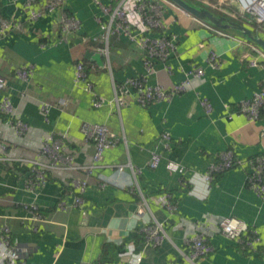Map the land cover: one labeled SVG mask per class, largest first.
I'll list each match as a JSON object with an SVG mask.
<instances>
[{
    "label": "crops",
    "instance_id": "crops-1",
    "mask_svg": "<svg viewBox=\"0 0 264 264\" xmlns=\"http://www.w3.org/2000/svg\"><path fill=\"white\" fill-rule=\"evenodd\" d=\"M100 1L115 6L121 0ZM138 1L126 0L124 4L135 34L143 29L135 7ZM199 1L215 16L224 18L228 27L218 28L227 35L168 6L166 29L161 35L176 38L178 54L169 61L170 71L157 62V72L150 75L149 82L168 88L186 79L196 67L203 68L204 75L192 74L189 89L170 102L141 106L130 100L118 110L112 101L114 84L146 73L144 52L124 34H110L106 46L105 30L98 20L106 22L107 16L97 0H68L64 10L48 11L35 21L28 19L25 0H0V18L21 21L26 29L0 35V75L7 79L17 116L30 126L26 135L19 136L0 113V130L11 159H0V229L5 224L11 228L14 242L29 262L118 264L132 248L142 252L141 264H192L183 255L189 252L186 240L199 229L209 228L206 236L215 250L199 264H264V199L249 184L248 172L231 168L216 173L209 187L202 178L225 150L240 158L264 152V117L250 121L237 107L239 101L260 89L264 78L261 66H250L257 55L255 48L263 52L264 48L238 26L263 39L264 28L241 20L235 2ZM62 11L81 20L80 30L65 39L58 25ZM212 50L222 55L221 68L207 62ZM89 51L100 53L104 64L89 58ZM78 60L86 63L94 92L105 100L99 108L92 105L93 93L74 81ZM30 64L34 74L23 81L15 70ZM203 98L213 105L211 116L201 104ZM61 100L68 102L65 108ZM43 101L52 104L49 121L39 108ZM85 123L105 124L121 139L104 152L102 166L91 175L82 170H52L44 184L34 182L27 160L36 158L50 134H67L66 149L76 155L77 162H92L95 145L86 140L82 130ZM165 131L171 134L169 148L161 142ZM154 150L163 155L155 169L148 165ZM170 160L178 162L181 170H168L165 165ZM128 163L136 173L126 166ZM119 165L123 166L120 171ZM73 176L88 180L82 207L73 204ZM139 190L149 203L144 214L138 213ZM166 194H171L177 204L173 212L161 206ZM62 201L66 209L60 207ZM26 205L38 207L37 219ZM225 217L239 218L259 231L261 241L255 251L220 233ZM154 218L169 234L159 247L145 245L142 233Z\"/></svg>",
    "mask_w": 264,
    "mask_h": 264
},
{
    "label": "built area",
    "instance_id": "built-area-1",
    "mask_svg": "<svg viewBox=\"0 0 264 264\" xmlns=\"http://www.w3.org/2000/svg\"><path fill=\"white\" fill-rule=\"evenodd\" d=\"M68 0H25L24 6L28 10V19L35 21L46 12L64 10ZM125 1L121 0L117 5H105L100 0L97 3L101 6L104 15L107 16V21L102 22L101 19L98 22L105 30L103 36L106 46L110 34H124L129 37L133 42H136L141 46L144 52L143 63L145 65L146 73L141 76L129 77L120 84H114V98L113 102L117 106L118 110L130 100L136 101L141 106H148L153 102L166 101L170 102L172 99L181 93L186 92L192 84L191 75L194 77H201L204 75V69L196 67L193 71L187 74L186 79L173 84L171 87H164L163 85L151 84L149 82L150 75L155 74L156 63L162 62L167 70H171L169 61L171 58L178 54L177 44L175 37H169L167 35H153L154 30L166 29L164 24V15L168 6H174L192 16L200 24L215 31L218 34L226 36L227 34L218 29L217 27L199 19L192 15L180 6L175 4L171 0H139L136 3L137 13L139 14V21L143 29L141 33L135 34L132 30V23L129 17L128 10L125 7ZM227 1V0H224ZM235 2L238 7L239 16L244 21L256 22L264 27V0H230ZM58 25L63 33V39L67 34L72 32H78L81 28V20L75 16L68 15L66 11H62ZM13 30L26 31L21 21L13 22L7 18H0V35H6ZM94 40L97 38L94 37ZM257 55L250 60V66H261L264 70V52L255 48ZM105 53H108L105 50ZM207 62L213 65L215 68H221L223 63V57L220 53L212 50L209 53ZM110 66V63L108 64ZM34 65H23L15 70L16 75L23 81L29 80L34 74ZM76 84L83 83L84 89L93 93L92 105L95 108H99L103 105L104 101L97 93L94 92L93 82L89 79V73L87 65L83 60H78L75 65V78ZM0 91L2 92V98L0 100V112H3L7 117V126L12 128L19 136L26 135L30 129L29 124L19 118L16 113V105L12 99V95L9 90L7 79L0 75ZM68 102L61 100V107L65 108ZM201 104L205 109L208 116L213 113V105L207 99L203 98ZM238 110L245 115L250 121H257L264 117V78L260 89L249 98H245L237 103ZM40 111L45 119L49 121L50 110L52 104L49 101L41 102ZM86 140L91 141L95 145V152L93 154V160L88 165H83L77 162L76 155L66 149V137L67 134L61 133L59 135L50 134L45 138L42 146L37 152V156L34 159L27 160L32 175H34L36 183L44 184L47 181V174L52 170H68V171H84L86 174L91 175L102 165L101 160L104 152L120 142V138L116 136L110 128L102 123H85L82 127ZM264 138V132L261 135ZM171 134L169 131H165L161 134V142L166 148H169V140ZM8 146L0 130V159L7 161L11 160L6 155ZM163 160V155L157 150L151 153L148 165L150 168H158ZM134 173L136 170L131 163H128ZM166 168L173 172L181 170V165L178 162L170 160L166 162ZM231 168H240L248 172V181L251 187L257 192V194L264 199V152L257 154L250 158L237 157L232 150H225L219 155V160L213 162L210 165V171L206 173L202 178L209 187L214 175L219 172ZM119 171L123 169L122 165L118 167ZM195 174L190 180L192 183L196 178ZM32 182V181H31ZM107 180L105 181V183ZM72 190L74 193L73 204L77 206H83L85 203L84 195L88 188V180L81 177H73L71 180ZM104 183V184H105ZM141 196V203L139 205L138 213L144 214L146 207L149 209V203L144 194L139 190ZM193 193L194 190H193ZM161 206L167 208L173 212L177 209V204L173 201L171 194H166V197L162 200ZM62 209H66L68 206L66 202L60 203ZM25 208L30 209L32 216L37 219L38 207L36 205H26ZM209 228H201L198 233L186 240L189 246V252L183 253V255L192 264H199V260L210 255L214 252V246L207 239V232ZM144 233L145 245L152 247H159L164 241L169 239V234L164 228L162 222L154 218L151 222L147 223L142 228ZM220 233L225 237L241 244L245 249L255 251L257 244L261 241L259 231L255 227H250L243 220L236 217H225L220 222ZM0 260L3 264H38L35 262H29V260L23 255V251L14 242L11 228L8 225H3L0 229ZM143 261L142 252L135 251L130 248L125 253V258L118 264H141ZM93 264H101L99 262Z\"/></svg>",
    "mask_w": 264,
    "mask_h": 264
},
{
    "label": "water",
    "instance_id": "water-1",
    "mask_svg": "<svg viewBox=\"0 0 264 264\" xmlns=\"http://www.w3.org/2000/svg\"><path fill=\"white\" fill-rule=\"evenodd\" d=\"M178 6H180L182 9L186 10L187 12L191 13L192 15L198 17L201 20L209 21L213 25H216L217 27L221 28H226L228 25L224 24V18H219L215 16L211 11L205 9V8H197L190 3H188L186 0H171ZM238 29L241 30L245 35H247L248 38L252 39L256 43H258L260 46L264 48V39L260 38L258 36H255L253 32L244 27L239 25ZM86 55L93 59L96 60L99 64L103 65V56L100 53H95V52H87Z\"/></svg>",
    "mask_w": 264,
    "mask_h": 264
},
{
    "label": "trees",
    "instance_id": "trees-1",
    "mask_svg": "<svg viewBox=\"0 0 264 264\" xmlns=\"http://www.w3.org/2000/svg\"><path fill=\"white\" fill-rule=\"evenodd\" d=\"M188 3H190L191 5H193V6H195V7H197V8H207V6L206 5H204L202 2H200L199 0H186ZM117 5V4H116ZM241 20H243L244 21V19L243 18H241ZM233 23V25H236V23L234 22V21H232ZM245 23H247L246 21H244ZM239 23V22H238ZM253 25H255V26H259L257 23H255V22H251ZM214 26V25H213ZM262 26V25H261ZM216 27V26H215ZM260 27V26H259ZM263 27V26H262ZM218 28V27H217ZM264 28V27H263ZM219 29V28H218ZM157 34H159V35H161V34H163V30H154V32H153V35H156V36H159V35H157ZM1 113V116H3L4 118H6L7 116L3 113V112H0ZM7 120H8V117H7ZM7 123V122H6ZM73 177H75V176H73ZM72 177V178H73ZM78 177V176H77Z\"/></svg>",
    "mask_w": 264,
    "mask_h": 264
},
{
    "label": "rangeland",
    "instance_id": "rangeland-1",
    "mask_svg": "<svg viewBox=\"0 0 264 264\" xmlns=\"http://www.w3.org/2000/svg\"><path fill=\"white\" fill-rule=\"evenodd\" d=\"M220 29V28H219ZM220 30H222V29H220ZM225 32V31H224Z\"/></svg>",
    "mask_w": 264,
    "mask_h": 264
}]
</instances>
